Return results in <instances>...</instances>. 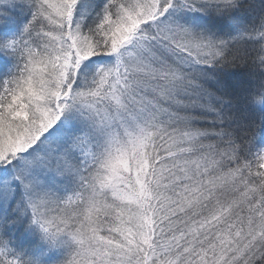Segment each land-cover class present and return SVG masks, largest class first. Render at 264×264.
<instances>
[{"label":"snow or ice","instance_id":"obj_1","mask_svg":"<svg viewBox=\"0 0 264 264\" xmlns=\"http://www.w3.org/2000/svg\"><path fill=\"white\" fill-rule=\"evenodd\" d=\"M0 264H264V0H0Z\"/></svg>","mask_w":264,"mask_h":264},{"label":"trees","instance_id":"obj_2","mask_svg":"<svg viewBox=\"0 0 264 264\" xmlns=\"http://www.w3.org/2000/svg\"><path fill=\"white\" fill-rule=\"evenodd\" d=\"M257 2H258V0H257Z\"/></svg>","mask_w":264,"mask_h":264}]
</instances>
